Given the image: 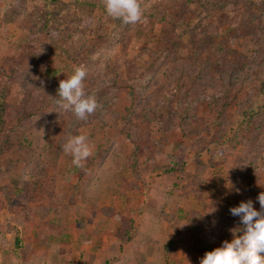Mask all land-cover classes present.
I'll return each mask as SVG.
<instances>
[{"label":"rangeland","instance_id":"obj_1","mask_svg":"<svg viewBox=\"0 0 264 264\" xmlns=\"http://www.w3.org/2000/svg\"><path fill=\"white\" fill-rule=\"evenodd\" d=\"M160 2L173 0H139L142 13ZM191 9L192 23L197 24L201 7ZM233 18L231 10L213 12L216 37L199 43L192 26L172 33L161 25L139 21L133 24L134 30L125 32L118 18L106 14L103 0H0V87L6 79L11 81L7 126L15 127L28 93L44 106L15 127L12 146L0 152V264H25L19 260L26 259L36 240L55 248L67 236L62 228L65 221L80 225L87 217L91 224L103 222L106 234L115 224L113 232L124 244L136 236L145 219L147 233L170 240L168 264H186L172 259V244L204 255L232 239L229 229L239 221L229 208L251 199L259 209L256 198L264 192V124L257 134L246 131L240 113L251 86L234 87L237 98L210 132L207 123L215 116L218 119V104L212 96L217 88L209 90V97L198 96L196 108L187 106L193 116L185 120L187 132L183 133L176 127L179 114L170 113L174 106L170 92L177 94V87L168 89L164 72L158 73L166 66L151 68L142 79L133 107L143 113V119L135 127L130 124L135 117L129 114L133 107L126 86L129 69H147L151 53L175 49L168 63L189 64L190 51L211 49L209 41L227 44L234 51L233 55L221 53L226 71H244L240 68L255 48L250 32L232 29ZM206 51L204 56L209 57ZM21 53L25 56L18 67L14 63ZM81 65L87 68L85 92L99 104L85 121L56 103L59 81ZM13 66L18 67L13 78H3ZM225 132L231 142L214 144V138L221 139ZM236 132L240 135L235 136ZM76 134L86 135L91 146L82 167L73 165L71 154L62 149L68 136ZM130 135L141 139L145 147L136 166ZM247 146L256 149L254 174L244 169ZM172 160L182 168L169 172ZM155 223L161 234L149 229ZM128 229L131 238L125 241L120 236ZM146 251L154 253L153 246Z\"/></svg>","mask_w":264,"mask_h":264},{"label":"trees","instance_id":"obj_2","mask_svg":"<svg viewBox=\"0 0 264 264\" xmlns=\"http://www.w3.org/2000/svg\"><path fill=\"white\" fill-rule=\"evenodd\" d=\"M193 5H199L201 7V11L199 12L200 17L198 16L200 20L197 24L192 23V19L195 16L194 10L191 9ZM140 6L143 10L142 4H140ZM224 10H231L232 13H234V18L231 21V27L233 30H240L242 33L248 31L252 36V42L255 48L254 54L252 58L247 60L245 66L240 68L244 71L237 74H235L233 70L226 71V60L221 57V53L225 55L234 54V51L229 49L227 44H223V46H220V44L212 45L209 41L208 43L210 44L211 49H208L207 51L204 49H196V52L194 53L190 51L191 57L188 58L191 59V62L189 64H183L181 61L168 63V61H173L175 49H158L161 54L151 53L153 57L147 69L146 67L141 70H137V67H131L129 69L130 76L126 87L132 107L135 104V98L140 94V85L145 74H147L151 68L155 71L161 67V65H164L166 66L165 71L163 67H161V71L158 69V73L161 72V75H163L162 72H164L165 84L168 89H171L172 86L177 87V94L176 92L168 91L174 97V106L172 105L170 107V113H172V115L176 113L179 114H176L177 116L175 117V119H178L176 127L182 133L187 132V125H185L187 123L184 124V122L185 120L191 119L193 116L190 117L189 109L191 107L196 108V98L198 96H201L200 98L209 97V90L211 88H217L215 90V95L212 96L218 104L216 109L218 119H216L215 116L213 122L207 123L206 127L210 132L211 130H214L215 125L224 118L232 101L237 98L234 87L237 85H249L251 86V90L247 91V93H249V98L246 99L247 102L240 113L244 119V130L257 134L258 130L263 126L262 124H264V0H173V2L170 3L160 2L154 5L150 4V6H148L142 13L141 21L146 25L154 23L161 25L172 33H174L175 30L192 26L198 37L196 41L202 43V40L204 43L206 40L208 41V39L216 37V34L214 33L215 27L211 21V14L213 12ZM118 23L124 26L125 32H131V30H134L133 24H124L120 19H118ZM205 51L209 57L204 56ZM67 52V54H69L70 51L67 50ZM175 54H177V52H175ZM24 56L25 54L21 53L14 64H17L19 67ZM18 67L13 66L10 69V74L6 72L3 75V78H13L12 76ZM151 78L152 74L149 76V79ZM10 84L11 81L6 79V82L4 81L0 87L1 153H4L12 146L13 141L11 135L15 130V127H21L22 121L31 117L33 113L38 112V108L44 109V106H40L41 103L38 104V102H36L37 99H34L33 96L28 93L27 101L24 102L20 111L21 116L17 118L15 127H8L7 125L11 122L9 120L10 115L7 106V99L10 94ZM199 100L200 99H198V101ZM187 106H190L188 107L189 109ZM129 112L131 116L135 117V120L133 121L132 119L131 121L129 119L132 127H135L137 125V120L143 119V113H140L134 107L130 109ZM194 117H196V115ZM261 118L263 120L260 124ZM193 122L198 124L197 121L193 120ZM236 135L240 134L236 132L235 136ZM231 138L232 137L228 138L225 132L221 139L214 138L213 142L217 145H224L231 142ZM130 139L134 144V156L132 161L136 166V158L140 156L139 154L143 152L145 147L142 145L141 139L134 138L133 136H131ZM153 144L154 143H151L149 145L151 146ZM258 147L261 148L262 145H259ZM255 154L256 149H252L251 151L250 147L247 146L243 164L244 169L248 170L251 174H254L255 172V168H253L257 160ZM171 165L172 166L168 168L169 172H175L179 167L182 168V164L175 162V160L171 161ZM120 237L123 238V240L128 241L129 238H131L129 235V229L125 231L124 236Z\"/></svg>","mask_w":264,"mask_h":264},{"label":"clouds","instance_id":"obj_3","mask_svg":"<svg viewBox=\"0 0 264 264\" xmlns=\"http://www.w3.org/2000/svg\"><path fill=\"white\" fill-rule=\"evenodd\" d=\"M107 15L118 18L124 24H135L142 20L139 0H103ZM87 68L74 67L73 73L59 81L57 106L85 121L98 107L96 97L85 92L83 81ZM64 152L72 156L71 163L82 167V162L91 155L88 137L84 134L69 135L62 145ZM259 209L251 199L241 201L229 208V213L238 218V225L229 229L232 239L224 240L219 247L207 251L199 264H264V192L257 196ZM215 211V208H212Z\"/></svg>","mask_w":264,"mask_h":264},{"label":"crops","instance_id":"obj_4","mask_svg":"<svg viewBox=\"0 0 264 264\" xmlns=\"http://www.w3.org/2000/svg\"><path fill=\"white\" fill-rule=\"evenodd\" d=\"M145 215L146 213L143 212L142 217ZM143 220L136 236L131 241L125 242L126 244L115 236L113 223L110 225L111 232L106 234L104 232L108 228L103 232L101 227L103 222L99 220L91 224L87 217L80 225L76 221H65L62 228L66 230L68 237L59 239L55 248L49 247V242L36 240L31 245L30 254L19 262L26 261L25 264H168L170 259L167 257V246L170 240L147 233L148 228ZM151 224L149 229L151 231L158 229L161 234L162 230H159L157 226L159 223ZM89 232L91 234H88ZM149 245L153 246L154 253H147L146 247ZM172 246L174 252L172 259L176 262L180 260L186 264H199V260L203 257L202 254L197 255L187 249V251L180 250L177 243Z\"/></svg>","mask_w":264,"mask_h":264}]
</instances>
